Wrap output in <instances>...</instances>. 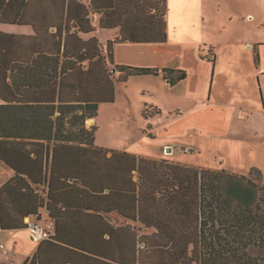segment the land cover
Segmentation results:
<instances>
[{
  "label": "trees",
  "instance_id": "trees-1",
  "mask_svg": "<svg viewBox=\"0 0 264 264\" xmlns=\"http://www.w3.org/2000/svg\"><path fill=\"white\" fill-rule=\"evenodd\" d=\"M168 11V0H0V161L14 171L1 187V227H28L44 208L55 223L25 264H264L259 168L138 157L96 146L97 127H86L115 100L116 80L187 77L114 60L116 43L167 41ZM95 15L120 29L106 45L83 36ZM159 112L146 107L144 117Z\"/></svg>",
  "mask_w": 264,
  "mask_h": 264
},
{
  "label": "rangeland",
  "instance_id": "rangeland-1",
  "mask_svg": "<svg viewBox=\"0 0 264 264\" xmlns=\"http://www.w3.org/2000/svg\"><path fill=\"white\" fill-rule=\"evenodd\" d=\"M168 5L171 42L185 43L189 49L204 44L216 49L214 98L234 102L241 107L249 106L257 111L258 105L251 101L249 95L255 86L249 79L254 51L248 48L247 43L264 39V0H168ZM93 22L97 29L85 37L100 36L102 40H110L119 35V28H102L98 15L94 16ZM27 27L16 25L3 29L19 32L20 29L29 30ZM211 49L210 52L208 46L201 47L202 53L210 56L215 52ZM120 86L123 88H120L116 102H102L99 105L95 116L97 124L92 125L94 119L86 120L87 128L97 127L95 145L145 156L163 155V137L152 138L141 108L134 105V91L138 94L139 90L127 91L124 89L126 84ZM256 93L261 98L259 87ZM256 111H253L255 118L251 121L236 123L238 130L230 139L188 136L185 143L189 148L165 159L241 175H249L254 168H259L264 181V132H260L261 129L255 124ZM48 221H43V225ZM0 236L3 242L12 246L11 240H6L7 234L1 233Z\"/></svg>",
  "mask_w": 264,
  "mask_h": 264
},
{
  "label": "crops",
  "instance_id": "crops-1",
  "mask_svg": "<svg viewBox=\"0 0 264 264\" xmlns=\"http://www.w3.org/2000/svg\"><path fill=\"white\" fill-rule=\"evenodd\" d=\"M9 26L16 25H1L2 28ZM27 28L29 30L20 29L19 33H31L32 28L29 26ZM98 38L103 45H106L109 40H102L100 36ZM202 46H208L209 49L213 48L216 53L215 47L209 44L201 45L199 48L191 46L193 48L189 49L185 43L171 42L169 20L168 39L165 42H119L115 44L114 60L116 64L168 67L187 71V77L175 84H172L171 79L165 78L163 74L132 75L127 81L116 80V95L115 100L112 102L118 100L120 88H123L120 84H126L124 89L127 91L135 88L139 90L138 94L134 91V105L141 108L143 115L146 107H155L160 110L159 113L152 114L149 118L145 117V121L153 136L152 138L163 137V145L161 146L163 155L145 156L138 153H134V155L155 160L172 158L173 154L189 148V145L185 143V137L206 135L208 137L230 139L238 130L236 129L238 121L243 122L245 120L249 122L255 118L254 112L256 110H253L252 107H241L234 102H225L214 98L217 53L214 62L204 59L202 58ZM247 46L254 51L249 79L250 83H254L255 86L249 95L251 101L254 100L258 105L255 124L261 129L260 132H264V39L248 42ZM256 53H259L260 56L258 65L255 62ZM258 87L261 98L256 93ZM90 119H94L92 125L97 124L96 117ZM0 162L2 165L0 169L1 208V187L13 177L14 171L2 161ZM46 220L51 221L48 217V211L44 208L41 211L40 219L36 216L25 218L28 227L2 229L0 216V235L1 233L7 234L6 240H11L12 243L11 246L3 242L0 236V264H25L30 262L41 240L34 239L29 228V222L39 221L43 225V221ZM1 244L4 245L3 248Z\"/></svg>",
  "mask_w": 264,
  "mask_h": 264
},
{
  "label": "built area",
  "instance_id": "built-area-1",
  "mask_svg": "<svg viewBox=\"0 0 264 264\" xmlns=\"http://www.w3.org/2000/svg\"><path fill=\"white\" fill-rule=\"evenodd\" d=\"M29 228L32 232V236L34 237V239L40 241L45 238H49L52 235L55 228V223L51 220L48 221L44 226L39 221L29 222ZM1 247L3 248L4 245L1 244Z\"/></svg>",
  "mask_w": 264,
  "mask_h": 264
},
{
  "label": "water",
  "instance_id": "water-1",
  "mask_svg": "<svg viewBox=\"0 0 264 264\" xmlns=\"http://www.w3.org/2000/svg\"><path fill=\"white\" fill-rule=\"evenodd\" d=\"M169 149H171V148H169Z\"/></svg>",
  "mask_w": 264,
  "mask_h": 264
}]
</instances>
